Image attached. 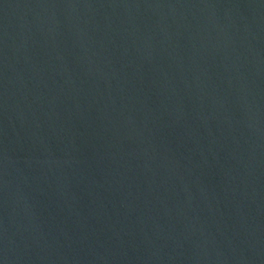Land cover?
<instances>
[{
    "label": "water",
    "instance_id": "95a60500",
    "mask_svg": "<svg viewBox=\"0 0 264 264\" xmlns=\"http://www.w3.org/2000/svg\"><path fill=\"white\" fill-rule=\"evenodd\" d=\"M0 264H264V0H0Z\"/></svg>",
    "mask_w": 264,
    "mask_h": 264
}]
</instances>
